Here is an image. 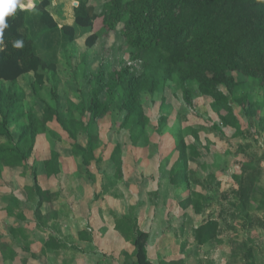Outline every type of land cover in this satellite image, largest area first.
I'll list each match as a JSON object with an SVG mask.
<instances>
[{
  "label": "rangeland",
  "instance_id": "obj_1",
  "mask_svg": "<svg viewBox=\"0 0 264 264\" xmlns=\"http://www.w3.org/2000/svg\"><path fill=\"white\" fill-rule=\"evenodd\" d=\"M38 1L40 0H31L34 5ZM21 2L27 5L29 0ZM49 2L47 11L58 26H73L75 39L68 43V38L60 31H46L32 22L39 56L47 62L57 64V84H53L51 74L46 71V85L37 96L31 93L29 87L32 77L21 78L17 87L25 94L24 104L39 118L45 106L49 105L66 119L69 118L68 104H82L84 108L87 107L92 86L90 74L97 69L108 73L121 65H129L130 48L119 38L118 31L109 36L100 35L91 48H86L84 40L91 33L88 29L74 26L73 9L77 6L76 0ZM101 3L102 0H90L95 14L99 13ZM33 20L36 22V19ZM97 25L95 23L98 30ZM134 66V71L138 74L140 64ZM233 75L242 80L249 96L248 108L252 113L250 117H246L241 108L232 103L234 114L240 123L238 135L232 128L221 126L218 117L210 108L209 98L194 94L192 106L188 107L183 103L175 84L166 82L156 91L141 94L140 107L147 119V140L139 138L132 143L129 136L134 130L122 127L124 112L118 109L119 101L115 95L109 100L106 116L87 129L99 142L95 156L100 159L99 164L91 163L87 169L89 174L84 173L80 159H74L70 148L72 140L55 121L48 123L45 133L36 138L29 164L23 166L24 171L2 169L0 236L8 234L6 226H11L12 222L20 224V219L23 218L24 221L27 215L31 216L25 225L35 224L34 215L32 217L36 209V197L32 190L33 173L41 187L59 190L60 198H56V191L51 192L54 197H49V204L43 207V211L51 216L54 212L56 214V208L74 205V209H77L72 198L76 195L80 197L78 191L87 195L92 193L84 189L82 184H90L87 181L90 176L95 184L99 181L100 186H104L103 191L98 190L99 195L107 196L109 202L115 199L122 203L129 209V217L134 211L141 210L147 215L144 221L148 225L153 221L151 216L155 210L162 212L163 240L159 244L158 252L156 246L150 250L152 256L156 252L155 255L162 258L161 263L164 258L171 257L175 258L172 264H264V86H260L257 81L237 77L235 73ZM7 86L4 85L5 88ZM220 89L227 93L223 86ZM53 94L57 98L53 99ZM241 94L242 92H238L235 98H239ZM73 115L85 124L86 112L79 115L74 111ZM214 126L219 131L214 130ZM9 129L16 139V128L11 125ZM85 130L79 124V130L75 132L77 142H85ZM179 135L187 146L196 148L198 155L188 163L189 183L175 187L169 183V176L177 159L175 145ZM116 144L122 150L123 167L120 180L114 179V167L109 161V154ZM55 149L60 152L61 170L58 176L51 179L52 184L47 185L43 161ZM242 166L259 171L257 182L251 194H248L244 207L239 202L237 193L243 178ZM20 172L22 175H18ZM99 195H96L97 198ZM84 197V200H88ZM187 198L192 203L187 207L182 206L181 203H185ZM196 201L201 205L198 213H194L192 209ZM3 211L13 216L7 220ZM208 221L216 222L215 238L198 245L194 232ZM58 224L53 223L47 227L55 229ZM206 230L207 228L204 231Z\"/></svg>",
  "mask_w": 264,
  "mask_h": 264
},
{
  "label": "trees",
  "instance_id": "obj_2",
  "mask_svg": "<svg viewBox=\"0 0 264 264\" xmlns=\"http://www.w3.org/2000/svg\"><path fill=\"white\" fill-rule=\"evenodd\" d=\"M76 2L74 26L88 29L91 33L84 40L86 48H91L100 35L109 36L118 31L119 38L130 48L131 63L108 73L97 69L90 74L92 86L86 108L82 104H68L69 118L65 119L46 105L39 118L24 104L25 94L17 84L25 76L32 77L29 87L37 96L46 85V71L51 74L53 84H57V64L39 56L32 22L46 31H60L68 38V43L74 41L75 29L69 25L58 26L47 11L49 0L36 2L31 11L18 6L13 15L5 18L7 27L0 35V176L3 168L24 171L23 166L29 162L36 138L45 133L47 124L52 121L72 140V155L75 160L80 159L84 173L89 174L87 169L91 163L99 164L100 159L95 156L99 142L87 129L106 116L109 100L117 96L118 109L124 112L122 127L133 128L136 133H130V141L147 140V119L140 107V97L144 92L162 88L166 82L175 84L188 107L192 106L194 94L209 98L210 108L221 126L230 127L236 135L239 134L240 123L232 103L239 106L246 117L252 113L243 82L233 73L264 86V0H102L97 14L93 12L90 0ZM95 23H98V30ZM137 63L140 64L138 74L134 71ZM4 85L8 86L5 88ZM221 86L226 89V94ZM238 92L242 94L235 98ZM52 98H57L56 94ZM74 111L79 115L87 113L85 124L76 119ZM79 124L86 128L83 144L77 142L75 136ZM11 125L16 128V139L9 129ZM214 130L219 131V128L214 126ZM175 150L177 159L170 169L169 183L181 187L189 183L188 163L197 157L198 152L196 148L187 146L181 135L177 138ZM59 157L60 154L52 150L43 161L47 177L59 174ZM109 161L114 167V179L120 180L123 160L119 144L111 150ZM241 171L243 178L237 193L244 207L259 171L249 170L246 166H242ZM89 177L87 181L93 183ZM32 182L37 198L34 218L42 223L40 210L44 204H49V197H54V194L38 186L35 173L32 174ZM103 190L104 186H101ZM195 196L199 197L198 194ZM191 203L187 198L181 205L187 207ZM192 209L198 213L200 202H194ZM215 227V221H208L197 228L194 232L196 243L203 245L214 240ZM115 229L126 239L133 236L131 244L135 264H153L147 257L148 234L138 229L134 216L116 218ZM52 241L49 239L45 247L51 248ZM5 248L6 245L0 243L2 253ZM174 259L160 264H172Z\"/></svg>",
  "mask_w": 264,
  "mask_h": 264
},
{
  "label": "crops",
  "instance_id": "obj_3",
  "mask_svg": "<svg viewBox=\"0 0 264 264\" xmlns=\"http://www.w3.org/2000/svg\"><path fill=\"white\" fill-rule=\"evenodd\" d=\"M54 151L60 153L57 149ZM59 158L61 159V156ZM60 159L59 163H61ZM21 173L18 175H22ZM56 176L47 177L45 175L44 177L48 181L47 185H51V179ZM82 184L84 189L92 192V196L78 191L80 197L76 195L72 198L75 200L77 209H74V205L68 208H56V214L54 212L51 216L48 212L43 211L44 204L40 210L43 218L42 223L35 221V224L32 222V225H25L31 216L27 215L24 221L23 218L20 219V221L22 220L20 224L12 222L11 226H6L8 234L0 236V243H4L7 248L3 253L0 251V264H14L15 262L22 264H135L134 249L131 244L133 236L126 239L115 229V219L130 215L129 209L115 199L109 202L107 196L99 195L98 190H101L99 181L98 184L94 182L90 184L83 182ZM38 185L42 190L56 191V198H60L59 190L51 189V187L43 188L40 182ZM96 195H99L97 200L94 199ZM84 196L88 200H84ZM54 203L56 205V202ZM3 212L4 218L7 220L13 216L7 211ZM33 215L32 213V217ZM131 216L136 218L138 229L148 234L146 251L149 261L153 264H160L162 258L155 254L163 240L162 212L159 209L153 212L152 225L149 223L146 225L144 219L147 215L141 210L134 211ZM57 222L59 224L55 229L47 227V225ZM49 239L53 240L51 245L53 248L45 247V243ZM155 246L156 252L152 256L150 250ZM154 255L155 259L152 258ZM169 260L171 257L164 258V261Z\"/></svg>",
  "mask_w": 264,
  "mask_h": 264
},
{
  "label": "clouds",
  "instance_id": "obj_4",
  "mask_svg": "<svg viewBox=\"0 0 264 264\" xmlns=\"http://www.w3.org/2000/svg\"><path fill=\"white\" fill-rule=\"evenodd\" d=\"M18 6L21 9L35 7L31 0H29L27 5L22 3L21 0H0V35H2L3 29L7 27L5 18L13 15Z\"/></svg>",
  "mask_w": 264,
  "mask_h": 264
},
{
  "label": "built area",
  "instance_id": "obj_5",
  "mask_svg": "<svg viewBox=\"0 0 264 264\" xmlns=\"http://www.w3.org/2000/svg\"><path fill=\"white\" fill-rule=\"evenodd\" d=\"M21 9V8H20Z\"/></svg>",
  "mask_w": 264,
  "mask_h": 264
}]
</instances>
